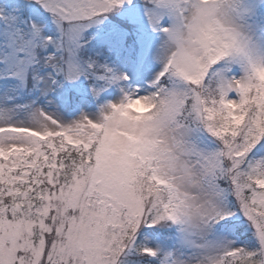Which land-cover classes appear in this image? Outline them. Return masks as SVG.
Listing matches in <instances>:
<instances>
[{
  "label": "snow or ice",
  "instance_id": "obj_1",
  "mask_svg": "<svg viewBox=\"0 0 264 264\" xmlns=\"http://www.w3.org/2000/svg\"><path fill=\"white\" fill-rule=\"evenodd\" d=\"M0 264H264V0H0Z\"/></svg>",
  "mask_w": 264,
  "mask_h": 264
}]
</instances>
